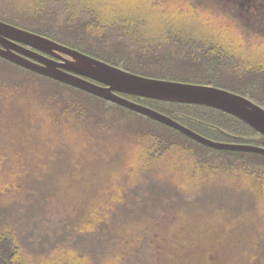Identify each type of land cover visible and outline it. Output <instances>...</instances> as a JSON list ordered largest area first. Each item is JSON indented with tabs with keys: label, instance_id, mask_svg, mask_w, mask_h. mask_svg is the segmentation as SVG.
<instances>
[{
	"label": "trees",
	"instance_id": "obj_1",
	"mask_svg": "<svg viewBox=\"0 0 264 264\" xmlns=\"http://www.w3.org/2000/svg\"><path fill=\"white\" fill-rule=\"evenodd\" d=\"M0 19L125 70L222 87L264 108V35L226 1L0 0ZM120 94L210 139L264 147L263 134L219 108ZM184 153L201 170L242 169L231 175L249 191L187 188L193 180L172 174L179 162L168 160ZM253 207L264 211V154L208 146L0 56V264H264Z\"/></svg>",
	"mask_w": 264,
	"mask_h": 264
},
{
	"label": "water",
	"instance_id": "obj_2",
	"mask_svg": "<svg viewBox=\"0 0 264 264\" xmlns=\"http://www.w3.org/2000/svg\"><path fill=\"white\" fill-rule=\"evenodd\" d=\"M28 46L51 53L59 60L47 57ZM0 56L136 110L208 146L264 154L263 146L210 139L173 117L120 94L209 105L239 117L264 135V108L231 90L209 84L167 80L134 73L2 19H0Z\"/></svg>",
	"mask_w": 264,
	"mask_h": 264
},
{
	"label": "rangeland",
	"instance_id": "obj_3",
	"mask_svg": "<svg viewBox=\"0 0 264 264\" xmlns=\"http://www.w3.org/2000/svg\"><path fill=\"white\" fill-rule=\"evenodd\" d=\"M194 1L199 3L204 2V0ZM223 1H226L227 4L231 5V8L235 15L237 14L239 16V18L247 26L249 31L264 35V4H261L260 0H256L257 5H254L253 3L245 4L242 10L238 8L237 3L234 0ZM229 1L230 3H228ZM174 156L175 157L173 158H168V160L170 159V161L179 162V169L177 170V172H174L172 174L176 175L178 174V172H180V178L184 180H193V182L190 183L191 185H186V187L189 189H193V187L196 189H201L202 186H205L206 194L214 195L217 197H226L231 194H235L238 190L243 191L244 193L249 191L248 180L233 176L243 173L242 169H238V167L234 168V170L232 171H229L228 174L225 175L216 170H201L200 167H198L195 159L187 153H184L183 160L178 155ZM213 159L215 161L224 162V156L220 154L215 156ZM244 209H249V211L251 212V208H246L245 206ZM252 211L256 214V218L258 217V219L262 221V223H264V211L260 207L254 208Z\"/></svg>",
	"mask_w": 264,
	"mask_h": 264
}]
</instances>
